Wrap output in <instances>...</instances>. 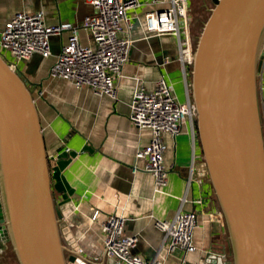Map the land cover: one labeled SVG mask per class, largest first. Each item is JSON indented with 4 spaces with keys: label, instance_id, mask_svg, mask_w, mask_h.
<instances>
[{
    "label": "crops",
    "instance_id": "1",
    "mask_svg": "<svg viewBox=\"0 0 264 264\" xmlns=\"http://www.w3.org/2000/svg\"><path fill=\"white\" fill-rule=\"evenodd\" d=\"M151 8L127 14L134 42L122 78L116 81V100L98 96L88 86L75 88L67 80L49 77L50 67L68 42V32L51 37L50 57L34 55L20 62L16 73L31 92L47 156L52 198L75 239L77 256L90 264H102L106 258L101 224L110 216L121 215L125 219L124 234L137 238L133 255L150 261L158 253L165 264H177L178 252L168 254L160 248L162 233L155 221L171 220L182 210L197 214L193 235L196 251L186 256V264H202L206 251L214 254L209 256L211 262L219 263L217 256L230 252L227 230L209 181L196 175L195 166L203 156L195 127L192 132L184 123L176 137L162 136L166 146V194L153 193L150 174L131 172L134 166H144L135 154L151 139L149 129L138 130L129 120L133 92L140 87L150 92L163 78L180 103L185 102L186 93L189 95L191 65L180 62L176 39L170 35L147 38L135 19L142 21ZM39 11L44 13L46 25L73 24L78 27L79 43L94 46L81 24L96 11L84 0H0V30L17 13ZM66 148L70 153L64 152ZM193 200H201L202 204L194 205ZM0 264H18L12 247L1 239Z\"/></svg>",
    "mask_w": 264,
    "mask_h": 264
},
{
    "label": "water",
    "instance_id": "2",
    "mask_svg": "<svg viewBox=\"0 0 264 264\" xmlns=\"http://www.w3.org/2000/svg\"><path fill=\"white\" fill-rule=\"evenodd\" d=\"M263 56L264 0H216L192 55L189 96L203 156L195 171L209 181L225 221L230 249L225 264H264L257 93ZM0 239L12 247L18 264H90L75 254L78 246L54 204L31 92L2 55ZM102 264L117 263L106 258Z\"/></svg>",
    "mask_w": 264,
    "mask_h": 264
},
{
    "label": "built area",
    "instance_id": "3",
    "mask_svg": "<svg viewBox=\"0 0 264 264\" xmlns=\"http://www.w3.org/2000/svg\"><path fill=\"white\" fill-rule=\"evenodd\" d=\"M91 5L96 14L82 22L90 34L93 47L82 46L78 39V27L70 23L46 25L44 13H17L0 30V55L10 56L9 68L16 72L18 64L29 61L34 55L48 58L51 37L64 32L70 34L66 45L61 47L56 61L49 69V77L64 79L75 88L88 86L98 96H107L116 100V81L122 78V71L129 59L133 45L129 32L132 27L127 14L143 7H152L142 21L135 17L147 38L149 36L170 35L177 41L178 58L182 64L191 65L192 49L189 36L191 19L187 10L189 0H84ZM257 93L262 125L264 150V56L257 71ZM40 96L41 92L38 93ZM196 117V105L186 93V100L180 103L172 92L171 85L160 78L152 91L137 88L130 103L129 120L138 130L149 129V144L135 154L136 160H142L144 166H134L132 174L143 171L153 178V193L166 194L167 171L164 166L166 146L162 136L176 137L184 123L190 125L193 132ZM65 153H70L66 148ZM203 179V178H202ZM201 205V200L191 201ZM125 219L121 215L110 216L101 224L103 237V255L117 264H165L157 255L150 261L133 255L131 250L137 244L135 236L124 234ZM197 226L196 212L179 210L168 221H155V227L162 233V244L168 254H180L177 264H186V256L194 253V230ZM202 264H211L206 251ZM219 264L230 260L229 255H218Z\"/></svg>",
    "mask_w": 264,
    "mask_h": 264
},
{
    "label": "rangeland",
    "instance_id": "4",
    "mask_svg": "<svg viewBox=\"0 0 264 264\" xmlns=\"http://www.w3.org/2000/svg\"><path fill=\"white\" fill-rule=\"evenodd\" d=\"M203 4L207 9L206 10L207 12H205L203 18L199 20L198 26L196 28V26H194L193 21H195L197 16L200 14ZM215 4L216 2L212 0H189L187 4L189 18L191 19V24L189 26V36H190L192 52H194L196 48L198 38L202 32L203 26L206 23L208 17L210 16V11L214 8ZM9 57L10 56L7 55L6 60H9Z\"/></svg>",
    "mask_w": 264,
    "mask_h": 264
},
{
    "label": "flooded vegetation",
    "instance_id": "5",
    "mask_svg": "<svg viewBox=\"0 0 264 264\" xmlns=\"http://www.w3.org/2000/svg\"><path fill=\"white\" fill-rule=\"evenodd\" d=\"M212 1H216V0H212ZM206 10H207V9L205 8V6H204V4H203V5H202V9H201V11H200V14L197 16V18L195 19V21H193L194 26H196V28H197V26H198L199 20L202 19L204 13L207 12Z\"/></svg>",
    "mask_w": 264,
    "mask_h": 264
},
{
    "label": "trees",
    "instance_id": "6",
    "mask_svg": "<svg viewBox=\"0 0 264 264\" xmlns=\"http://www.w3.org/2000/svg\"><path fill=\"white\" fill-rule=\"evenodd\" d=\"M216 2V1H215Z\"/></svg>",
    "mask_w": 264,
    "mask_h": 264
}]
</instances>
